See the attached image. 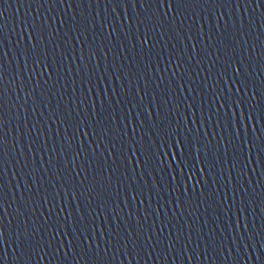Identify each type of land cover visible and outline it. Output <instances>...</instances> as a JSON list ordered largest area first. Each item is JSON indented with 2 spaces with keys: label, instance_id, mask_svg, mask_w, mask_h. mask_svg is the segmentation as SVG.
I'll list each match as a JSON object with an SVG mask.
<instances>
[{
  "label": "water",
  "instance_id": "1",
  "mask_svg": "<svg viewBox=\"0 0 264 264\" xmlns=\"http://www.w3.org/2000/svg\"><path fill=\"white\" fill-rule=\"evenodd\" d=\"M158 6L0 7L3 264H264V7Z\"/></svg>",
  "mask_w": 264,
  "mask_h": 264
},
{
  "label": "snow or ice",
  "instance_id": "2",
  "mask_svg": "<svg viewBox=\"0 0 264 264\" xmlns=\"http://www.w3.org/2000/svg\"><path fill=\"white\" fill-rule=\"evenodd\" d=\"M5 2H6V0H0V7H2V4ZM44 2L55 6L58 4H63L65 2V0H44ZM135 2H136V0H132L133 4H135ZM153 2L159 5L156 9L155 15L153 17L148 18L145 21H141V23L144 25V28H145V33H144V36L142 38L143 45H147L149 43V40H148L149 32L151 30H155V28L157 26H162V24L165 22V18H167L171 12L176 13V15L173 16V18H172L173 20H175L177 17L184 14L185 10L187 9V7L189 5L200 4V3H216L217 0H153ZM225 2L230 3L231 0H225ZM244 2L245 3L255 2L257 4V8L264 7V0H244ZM165 6L167 7V11L163 10L165 8ZM253 11H255V9ZM3 15H4L3 10H0V19L3 18ZM42 28H43V26H41V30H42ZM34 30H35V28H34ZM0 31H2V28H0ZM41 34H42V31H41ZM32 47H33V49H35L37 47V45H33ZM193 48H195V45H193ZM5 55H6V53H5ZM33 63L35 65L40 64L39 54L36 55V58L33 60ZM45 67H47V65H45ZM229 67H231V65H229ZM177 68H179V65H177ZM2 69H3V64L0 63V73H2ZM236 73H237V75H239L240 69H236ZM173 75L175 76L176 73L174 72ZM246 86L247 85L245 84L244 87H246ZM239 90L240 89H237V91H239ZM85 135H87V133H85ZM4 144H5V137L3 135H0V159H2ZM179 144H180V141H177L176 145H173V147H177ZM161 147H164V146L162 145ZM261 153H264V145L261 146ZM183 155H184L183 152L179 153V157L174 155L173 161H175L177 158H180L182 160ZM176 168L178 170L182 171V168L180 165H176ZM173 179H175V177H173ZM3 198H4L3 189H2V187H0V201H2ZM60 211H64V209L61 208ZM56 231L58 233V229ZM77 231H79V229H77ZM34 234L35 233H33V235ZM3 235H4L3 231L0 230V249L3 248V239H2ZM19 236H20V234L17 233L18 239H19ZM55 238L56 237L53 236V239H55ZM233 243L235 244L236 241L234 240ZM240 243L244 244V238L243 237L240 238ZM22 244H23V241H21V244L17 245V248L21 247ZM69 245H70L69 246V252H71L72 251V243L69 242ZM38 246L39 245L37 242L35 245H32L31 247L33 248V250H35V248ZM171 247H172V245L170 243L169 248H171ZM4 255H6V250L0 251V264H3ZM65 255H68V253H65ZM94 255L96 257L95 264H103V261L100 259V253L97 251Z\"/></svg>",
  "mask_w": 264,
  "mask_h": 264
}]
</instances>
